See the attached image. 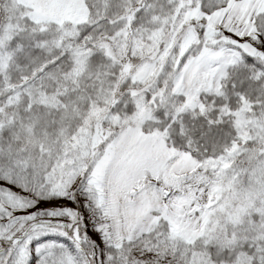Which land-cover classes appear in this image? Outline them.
Returning <instances> with one entry per match:
<instances>
[{
	"label": "snow or ice",
	"instance_id": "1",
	"mask_svg": "<svg viewBox=\"0 0 264 264\" xmlns=\"http://www.w3.org/2000/svg\"><path fill=\"white\" fill-rule=\"evenodd\" d=\"M0 264H264V0H0Z\"/></svg>",
	"mask_w": 264,
	"mask_h": 264
}]
</instances>
